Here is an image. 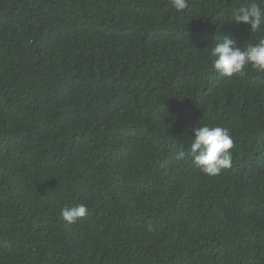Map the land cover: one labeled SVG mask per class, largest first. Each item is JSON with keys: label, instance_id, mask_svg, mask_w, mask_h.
Wrapping results in <instances>:
<instances>
[{"label": "trees", "instance_id": "1", "mask_svg": "<svg viewBox=\"0 0 264 264\" xmlns=\"http://www.w3.org/2000/svg\"><path fill=\"white\" fill-rule=\"evenodd\" d=\"M246 2L0 0V264H264V73L210 55ZM202 124L216 177L175 158Z\"/></svg>", "mask_w": 264, "mask_h": 264}, {"label": "clouds", "instance_id": "2", "mask_svg": "<svg viewBox=\"0 0 264 264\" xmlns=\"http://www.w3.org/2000/svg\"><path fill=\"white\" fill-rule=\"evenodd\" d=\"M171 7L177 12L185 10L188 0H169ZM231 18L237 23L250 26V33L264 32V0H247L246 3L231 9ZM210 55L214 58L212 68L224 77L244 75L245 69L264 73V37L256 43H248L245 47L236 46L230 37L216 41L210 47ZM190 147L176 153L178 161L186 157L202 174L208 177L219 176L222 171L232 167L233 138L228 129L212 124H202L189 130ZM88 214L85 204L65 206L60 215L68 224H75ZM151 230V229H149Z\"/></svg>", "mask_w": 264, "mask_h": 264}]
</instances>
